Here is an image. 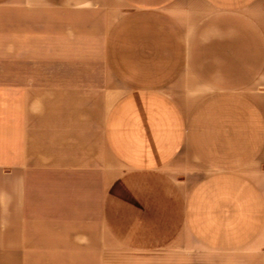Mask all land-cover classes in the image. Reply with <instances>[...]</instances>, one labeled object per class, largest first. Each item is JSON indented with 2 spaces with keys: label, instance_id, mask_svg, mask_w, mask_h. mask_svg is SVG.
Instances as JSON below:
<instances>
[{
  "label": "crops",
  "instance_id": "obj_1",
  "mask_svg": "<svg viewBox=\"0 0 264 264\" xmlns=\"http://www.w3.org/2000/svg\"><path fill=\"white\" fill-rule=\"evenodd\" d=\"M0 264H264V0H0Z\"/></svg>",
  "mask_w": 264,
  "mask_h": 264
}]
</instances>
